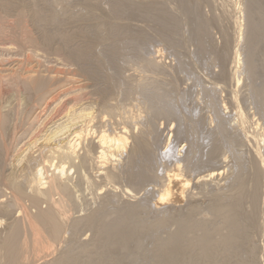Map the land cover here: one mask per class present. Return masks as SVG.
<instances>
[{
    "label": "rangeland",
    "instance_id": "rangeland-1",
    "mask_svg": "<svg viewBox=\"0 0 264 264\" xmlns=\"http://www.w3.org/2000/svg\"><path fill=\"white\" fill-rule=\"evenodd\" d=\"M129 1L134 2V3H131V6H130L131 9H129V12L131 10L133 11V12L131 11V13H130L131 15L129 13H127L128 9L125 10V12H123L122 10L120 11V9L117 10L118 7L121 6L120 3L124 4L125 2L128 3ZM150 1H153L152 4H154V5L156 4L158 8L161 7L160 9H158L160 12L158 10L154 11V10H151L148 8L147 4L151 3ZM156 1L158 2V4L156 3ZM184 1L186 2L187 6L189 5L188 7H185L186 5L184 4L185 3ZM184 1H182V0H146V1L145 0H44V1H42L44 3H42V2L41 3H42V5L44 4V6L43 7L41 6V9H43L44 14L49 15L48 17L53 16V18L55 19L54 20L55 23L57 22V24H58V22H59V25L63 26V29H64V25H65V30H63L59 25L54 26L55 23H53L54 25H52L51 28L54 29V32L58 31L57 27H59L63 30V31H61V29H60V31H58L59 33L61 32V33H65V34L66 33L70 34L73 32L72 38H71L73 41L71 42L70 46L72 47L74 45L77 48L80 46L78 49H76L77 51H79L81 49L79 52H81L82 49H84V48L85 49L88 48L89 50H90V47L92 48V51H91L93 53L92 56H91V53L88 49H87L88 51L85 49H84V51H82V53L84 52L88 56L85 54L86 56L84 58H86V60L83 59V61H81L79 63L77 61H71L69 58H67L68 55H67V57H66V55H63L66 52H63L60 50L61 47L59 44L60 43L59 39L55 40V42L52 41V43L50 44L51 46H48L49 48H47V49H46V47L41 48V46H37L36 44L34 46V44H30L29 41L27 42L24 40V39H26L25 36L30 35V36H32V38L35 36L33 39L34 40L36 39V42L38 41V44H39V42L40 43L43 42V40H41V39H44V37L41 36V35H44V33L41 31L43 29V26L40 24L38 27V25H37L38 23L35 21L34 16H33L34 12L36 10V9L34 10L35 6H37V9L41 10L40 8H38V7H40L39 5H41L40 0H0V73H1L0 74V95L2 94V96H0L2 99V100L0 99L1 100V102H0L1 108L0 109H2V111L0 110V112H1V115L3 116V118L5 116L4 119H6L5 120L6 124L4 123V119H1V122L4 123V124L2 123V125L3 126L5 125L4 127L2 126L1 129H2V131L4 129L5 130L3 132L1 131L2 134H0V139L4 141V139L7 140L8 138L10 139L12 137V141H9V139H8V145H7V141L2 142L0 140V178H2V180H3V181L0 180V182L2 181L0 183V201L1 200L3 201L5 199L3 201V203L9 204L8 202L12 200V199H10V198H12V195H10L11 190L8 187V185L5 184L3 178H6L10 175H14V174L20 172L22 167L26 166L25 164L30 160V158L32 156H35L34 153L38 154L37 151H38L39 147H40V149H42L43 146L46 144H49V146H54V145H56V143L58 144L61 142L62 136H63L62 140H65L68 137H72V136H70V134H72L75 131H78L80 129H82V130L84 129V133L88 132L87 134H91L92 131L93 132L95 131L94 134H97V132H104V131H106L109 134H115V133H117V131L119 133V131L123 130L122 128H124V129L128 128V127H125V125H129L127 122H125L127 117L131 119V122H133L134 121L133 119H136V118L138 119L141 116H142V118L146 119V117L148 115L149 118L151 117L149 120L152 121V118L154 120L156 119L155 121L153 120L155 128H157V130L162 133V137L160 138V136H159V138H160L159 141H161V142H160L158 147H160L162 150L160 152V148H159V154L163 153L168 148H170L169 150H172L173 152L177 151V149L179 147L178 145L184 144L183 141L185 139H182V138L180 139V141L178 142L177 145L174 144L173 139L170 141L171 137H169L168 141L166 140L167 139L166 136L169 133L168 130L170 129V127L171 128L173 127L172 129H175L174 127H176V129H177L178 127L181 126L180 129L182 130V132L187 129L186 130L187 132L185 131L186 134L188 133V131H199V133L201 132L200 134L197 132L195 135L196 136L195 139L198 140V142H197V140H195L196 145H194L195 143L192 141L194 152L196 153V154H194V156H197L195 159L197 160V162H199L198 159H199V156L201 154L200 152L204 151V149L207 147V145H205V141L207 142V140L211 137V136H208V135H210L211 131L213 133H215L213 130L217 131L215 133V136L213 134V136L215 138H217L220 134L219 140H221L222 143H225V141L226 142L229 141L228 140L229 134H224L221 130H219V128H218L219 126L216 125L217 121H215V118H216V115L214 114L215 110L216 111L218 110L219 113H221V112L223 113V111H224L225 115L229 114L227 116L228 121L225 119V115L223 116L224 120L222 119L226 129L228 130L229 127L233 128V126H236L235 122L238 121L236 119L239 117L237 112H238V109L239 108L241 109V107H242L243 110L242 109L241 110L244 112V114L246 113V115H248L249 123L251 122L253 124L252 125L250 123V126L251 127L253 126L254 129L247 126L248 124L246 125L245 129L247 130L246 132L248 134L244 133L243 138L246 137V138H244L246 143L243 141L244 142V143L242 142L243 146H241V144L240 145L233 144L235 146L232 145L231 147L230 146L227 147L228 146L227 144H222L225 148L222 149L221 154L226 155V153H227V156L224 157L222 155L221 159H223V157H224V160H225V158L228 159L229 161L228 162L226 161L227 164L233 162L234 159H235V161L238 160V162H235V161L233 162L235 165L233 163H231L232 165L231 164L227 165L225 163L223 166H221V168L224 167L223 171H222V172H224L223 176L225 174H226L225 176H227L228 175L227 173L233 171L232 173H229V175H228L229 180H227V177H224V178H226L225 179L226 182L221 181L220 182L221 184L218 182L220 185L216 182L213 183V181H210L211 183L209 182L207 185L208 188L206 186H204V188H206V189L201 190L198 188H194V192L196 194L195 200H197V201L199 200V204H201L202 202L204 203V204L202 203L203 205L201 204L203 206L201 209L202 214L197 215V218L205 219L208 222L214 220L215 223H212L211 226L217 225L216 224L217 219L216 220L214 219L215 216H213V214H212L213 213L212 212V206L210 204V203H212L211 202L212 200L214 201L213 197H215V195L217 193H218V195L220 193H221L220 195H222V193L223 194L226 193L227 190L229 191V189H226V188H229L230 184L232 183L231 175L233 173L236 175L235 172L240 168V167L236 168V166H239L240 164H243V166H245V169H242V173H243V175L245 174L244 176H247V177H245V179L248 178L247 179L248 184L252 183V177H254V175H255V173H254L255 171H254L253 166H252V162H253V158H251L252 152L255 149V147L256 148L258 147L257 142L264 139V119L262 118V117H264V105H263L264 104V96H263L264 91L258 92V89H257V86H259V85H260L259 87H262V80H259L261 77L259 78L258 75L256 77L253 76L251 73L246 71L245 68L241 69V70L237 69L238 70L237 76L241 77L240 75H242V73H243V75L241 77L240 84L238 86L236 83V79L234 77V75H236V72L234 71L235 69L233 71L231 70L232 69V63L234 62V58H235V51L237 49L236 43L234 42L235 40H233V39H235V34H232V33H235V31H234L235 27H233V25H232V22H233L232 16L234 14L239 16L241 13V16H239V17H241L240 20L245 23V25H243L244 26L243 28L245 29V31L242 33L245 34L247 32L246 28L248 25L247 23H248V19H249L250 10L252 12V8L250 9V7H253V9H254L253 12L260 14V16L262 17V16H264V10H263L264 9V1L263 0H260V1L258 0L259 2L257 0H234V1L233 0H226V1L225 0H210V1L209 0H184ZM229 2H230V4H229ZM252 2H254V4H252ZM181 3H183L184 5ZM133 4H135L136 7L135 6L133 7L132 6ZM234 4H236V5H234ZM143 5H146L147 7L143 6ZM220 5L221 6L223 5V6L220 7ZM261 6H263V7H261ZM141 7H143L144 9L142 8L140 10ZM145 7L147 8V10L149 9V11H147ZM189 7H191L193 10ZM224 7H225L226 11H225ZM236 7H239V8L237 9ZM186 8L187 9L189 8L190 10L189 9L187 10ZM256 8H258V9L260 8V9L258 10ZM134 9H135V11H134ZM218 9H219V11H218ZM196 10L199 13H196ZM31 11H33V12H31ZM235 11H237V12L234 13ZM41 12H42V10H41ZM153 12H155V18L153 17L154 16ZM191 12H192V15H191ZM31 13L33 14L32 16H31ZM121 13H122V15H121ZM132 13H134V14H132ZM228 14H229V16H228ZM22 15L24 17L20 18V16H22ZM194 15H197L198 19ZM17 16H19V17H17ZM202 16H203V20H202ZM221 16H222V19H221ZM16 17L19 19H16ZM106 17L109 20H105V19H107ZM74 18H77V19L75 20ZM82 18H84V19H82ZM194 18H196V20ZM20 19H21V21L22 20L23 21L21 22L22 24L19 25V27L17 28L15 25L17 24V26H18V20H20ZM199 19L202 20V22L200 21L202 24L199 22ZM216 19H219L218 22ZM62 20H63V22L61 23ZM67 20H69V21L72 20V21L69 22ZM102 20L104 21V23ZM220 20L223 22L221 23ZM77 22H78V24H77ZM100 22H102V23L100 24ZM107 22H109L108 25L106 24ZM123 22H125V23L123 24ZM198 23L201 25V27H200V25L198 27H196L198 25ZM218 23L221 25H219ZM194 26L197 29L193 28ZM221 26H223V27H221ZM123 27H124V29H123ZM204 27H205V29H203ZM40 28H41V30H40ZM23 29H24V31H23ZM194 29L197 30V31H195L197 34H198V32L200 33V35L198 36L199 38L197 37V35H195L196 33L193 32ZM200 29H201V31L204 30L203 33H201ZM226 30H227V33H229L228 34L229 37L233 41V42L231 41V48H230L231 50L230 49L227 50L226 45H225L226 42H223L224 36L222 34H224V32H226ZM64 31H66V32H64ZM86 31H87L88 35H86ZM74 33L78 34V37H77V35H75L76 39L74 37ZM79 33H81V34H79ZM82 33L83 34L85 33V34L83 35ZM203 34H205V35H203ZM85 36H87L88 38ZM202 36L204 37V39ZM201 37H202V40H201ZM232 37H234V38H232ZM241 37L242 36H240V38ZM243 37H247V35L245 34V36H243ZM12 38H13V40H12ZM16 38H17V41H16ZM38 38H40V40ZM85 38H87V39H85ZM93 41H95V45H93L94 44ZM243 41H246V42H245V44H243L244 43L243 42L242 43L243 45L241 44L243 46V51L241 52L240 55L242 56L241 62L244 63L246 61V59L248 58V52H249V46L250 45H249L247 39L245 40V38H244ZM21 42L23 45L27 42L26 43L27 46H26V44L23 46L21 44ZM57 42H59V43H57ZM58 44H59V46H58ZM80 44L83 46L81 47ZM203 44H204V46H202ZM21 45H22V47H19ZM30 45H33V47ZM233 45H234V47H233ZM223 48H224V50H223ZM204 49H206V50H204ZM222 52H223V56L221 54ZM30 53H32V54L30 55ZM88 53H90V54H88ZM224 53H225V55H224ZM261 53H262L261 57L264 58V54H263L264 52H261ZM95 54H96V56H95ZM93 55H94V57H93ZM155 57H156L157 61L154 59ZM223 57H225V58H223ZM98 58H100V59H98ZM152 58L156 62L154 60H152V61L158 65L160 64V62H161V64L163 63L164 68L167 70V72L165 70L164 74L161 75V77L164 76L163 77L164 80L162 81V83H161V80L163 78H160V76H159L160 73L158 75V73H157L158 71H156L155 72L156 74H155L154 71L151 72V70H150L151 69L150 68L151 63H153L151 61ZM262 58H261V60H262L261 63L263 64L264 60ZM99 61H100V63H99ZM147 61H148V63H147ZM103 62H104V64H103ZM22 64H23V67H22ZM32 64H33V66H31ZM243 66L245 67V64ZM26 67L27 68L30 67L29 68L30 70H28ZM85 67H86V69H85ZM263 67H264V65H263ZM263 67L261 68L262 70L264 69ZM22 68H23V70H22ZM223 69H224V71L226 70V74H227L226 80H224L222 78H221L222 80L220 79V77L222 75L220 76L219 73L222 74ZM27 70L29 71L28 74L32 73L31 75H35V73H37L36 76H38V77L42 76L41 77L42 79L46 78L48 80L49 79L51 80V76H53V77L55 75L58 77L60 76L59 77L60 79H58L57 77H54L55 78L54 82H52L53 81V79H52L51 80L52 83H50V84H53L55 82H59L58 85L56 84L57 86L55 85L56 89L57 88L66 89L67 87L72 88V89L74 88L72 90L73 92L71 91L72 93L70 92V94H69V92L68 93L62 92L55 99L56 101L54 100V101L50 102L51 104L48 103L46 105V108H45V106H43L41 108L42 110H36V109L34 110V108L36 107V106L34 107V105H36L35 98L32 97L31 95H28V94L25 96L24 95L25 92H23V91H20V93H19V89H16L18 91L14 90V87L11 85L12 81H13V80H11V78L13 77V75L14 76L16 74L27 75ZM17 71H18V73H17ZM243 71H245L246 73ZM82 72H83V74H82ZM84 73H88V74H84ZM92 73L94 74V76H91ZM38 74L39 75L41 74V75L39 76ZM218 74H219V76H218ZM156 75L158 77H156ZM44 76H46V77H44ZM62 76H63V78H61ZM69 77L70 78L72 77L71 79H74V77H75V78H77V80L78 79L79 80H78V82H76L77 80L74 79L76 82L75 83L73 80L71 81V79H69ZM4 79H5V81H4ZM63 81H65V82H63ZM67 81H69V82L71 81L69 83V85L66 83ZM72 82H74V83H72ZM79 82H82L81 84H84V86H86L87 88H85L84 86L81 85L82 88L84 87L82 89L79 86L80 85ZM145 82H146V85H145ZM62 83L66 84V85H63ZM60 84H62L61 85L62 87H58ZM71 84H73L72 86H74V87H69V86H71ZM88 84H89V86H88ZM76 86L79 88H77ZM142 86H144V87H142ZM10 87H12L13 90ZM238 87L240 88L241 92H240ZM75 88H77V89H75ZM9 89H11V90H9ZM84 89H86V90H84ZM105 90H106L107 94H106ZM14 91L17 92V94H19V95L22 93L21 95L25 96L26 100L23 96H19L15 93H14L15 94L14 95L13 94ZM92 91H93V94H92ZM7 92L9 94H7ZM63 93H65V94H63ZM104 93H105L104 97H106L105 101H108V103H106L104 100H102ZM232 93H233V95H232ZM85 95L88 96V98ZM9 96H11V97H9ZM16 96L19 97L18 101H17L18 97L16 98ZM29 96L32 97V99H31L32 101L30 100ZM64 96L66 98H65V101L63 102ZM21 97H23V99ZM80 97H81V99H80ZM11 98H13V102H12ZM76 98L79 99V101L77 99L78 103H77V101L76 102L74 101V100H76ZM67 99H68V101H67ZM90 99H91V101H90ZM212 99H214L217 104H215V102ZM233 99H234V101H233ZM6 100H7V102H6ZM27 100L31 103L30 107H29L30 103ZM140 100H142V101L140 102ZM237 100H239V101H237ZM19 101H22V102L20 103ZM33 101L35 102V104L33 103ZM209 101L211 102V104H209L210 103ZM15 102L19 105L14 104ZM24 102H25L26 106L23 104ZM66 102L72 103V105L70 104L71 107H70V105L68 106L69 103L67 104ZM97 102H98V104H97ZM104 102L107 105L104 104ZM236 102H238V103H236ZM73 103H74V106H73ZM152 103H154V104H152ZM156 103H160V104H156ZM219 103H220V105H219ZM224 103H226V104H224ZM12 104H13V106H12ZM108 104H110V106L113 105L116 107H113V108L110 107L109 108ZM213 104H215V105H213ZM261 104H262V106H261ZM20 105L23 106V108L19 107ZM103 105H105V107ZM156 105H157V108H156ZM209 105L211 107H208ZM16 106H18V107L16 108ZM100 106H101V108H100ZM146 106L148 107V109ZM149 106L151 107V109L152 108L153 109L151 110ZM222 106H223L224 110L221 109ZM224 106H227V107H225L226 109L224 108ZM4 107H6V108H4ZM162 107L168 108V110L164 109L165 110V112H164ZM211 108L214 110L212 111ZM3 109H5V110H3ZM11 109L15 113H17V111H18V114L16 115L14 113L16 116L11 114L13 112ZM17 109H19V110H17ZM21 109H23V111ZM26 109H27V111L32 109L33 113L32 112L26 113V111H25ZM90 109H92V110H90ZM112 109H114L116 112L114 110L112 112L111 111ZM154 109L158 110V115H157L156 110H154ZM102 110L103 111L108 110V112H103ZM147 110L149 112L154 111V114L151 113L152 114V116H151V114L149 112H147ZM159 110H160V112L163 111L164 115H162V112L160 114ZM3 111H4L5 115L3 114ZM83 111L84 112L86 111L87 113L86 112L84 113ZM109 111H110V113H109ZM167 111H169V112H167ZM173 111H174V113H173ZM21 112H24V113H21ZM39 112H41V113L39 114V116H37L38 117L37 120H35V122L36 121L37 122L33 123L30 127L29 126L30 122H33L31 119H34V117H36V115ZM78 112H80L79 115H78ZM114 112H115V114H112ZM20 113L23 115L26 113L24 115L25 117L23 115H21ZM28 113L29 114L32 113V115L30 114V116L32 118L29 117ZM129 113H131V114H129ZM167 113L168 114L171 113V115L168 116ZM95 114L96 115L98 114L99 116L97 115L95 117ZM111 114L114 116V118ZM145 114H146V116H145ZM155 114H156V116H155ZM236 114L238 115V117ZM69 115H70V117H69ZM80 115L82 118L81 117L79 118ZM131 116H132V118H131ZM260 116H262L261 119L259 118ZM15 117H17V119ZM20 117H22L23 119H26V120H23L22 118L20 119ZM123 117H126L125 120ZM134 117H136V118H134ZM148 117H147V119H148ZM191 117H192V119H191ZM120 118L121 119L123 118V119L121 120ZM194 119L196 120V122ZM197 119H199V120L197 121ZM211 119L213 121H215L214 122L215 124H213ZM232 119H233V121H232ZM8 120H9V122H8ZM46 120L49 121V123ZM73 120H74V122H72ZM208 120L210 121V123ZM69 121H71L72 123H70ZM180 121H181V123H180ZM203 121H205V122H203ZM231 121H232V123H231ZM118 122H120V123L118 124ZM197 122L202 123V125H203V123L204 124L207 123L206 127L205 126L196 127L197 125H195V124H197ZM258 122L260 123V126L258 124H256ZM98 123H101V124H98ZM187 123H189V124L195 123V124L193 126H192V124L188 125L190 128V130H189L187 128L188 127ZM228 123H229V126H228ZM237 124H239V123L237 122ZM55 125L57 128L55 127ZM131 125L133 127L134 124L132 123ZM256 125H257V127H256ZM60 126L62 128H60ZM82 126H84V127H82ZM96 126L98 129L96 128ZM190 126H192V127H190ZM29 127H30V129H29ZM47 127H48V129H47ZM236 127H234V129H237V128L239 129V125L237 128ZM58 128H59V130H58ZM93 128H94V130H93ZM51 130H53V132L58 131L59 136H61V137H58L57 139H53V141L43 143V139H46V136H47L46 134H49L51 132ZM64 130H66V131H64ZM253 130H255V133ZM256 130H257V132H256ZM238 131H240V129ZM62 132H64V133H62ZM5 133H7L6 136H5ZM11 133H13L12 134L13 136H11ZM249 134H251L253 137L251 135H250L251 136L250 137ZM64 135H65V137H64ZM254 135H256V137L259 139V141H258V139H257V142L253 141L254 139H252V138H255ZM7 136H11V137H7ZM90 136H92V135H90ZM206 136L208 137V139L206 138ZM5 137H7V138H5ZM222 140H224V142ZM162 141H164V143ZM247 141L248 142L251 141V142L248 143ZM30 142H32V144ZM52 142L54 144H52ZM169 142H170V144H169ZM165 143H167L168 146L169 145L170 146L169 147L165 146ZM190 143H191V141H190ZM198 144H199V146L197 147ZM203 144L206 147L203 146L204 148H202L201 146ZM260 144L263 145V143H260ZM4 146H5V149L7 146V149H6L7 155H6V150L4 149ZM27 146H29V147H27ZM174 146H176V147H174ZM226 147H227V149H226ZM1 148H2V150H1ZM9 148H10V151H9ZM36 149H37V151H36ZM197 149L200 151H197ZM239 149H241L242 151L239 152ZM32 150L35 152H33ZM205 150L207 151L208 148ZM223 151L226 153L224 154ZM234 151H235V154L233 155ZM263 152H264V149H263ZM16 153H18L19 156ZM230 153H231V155H230ZM238 153H239V155H238ZM26 154H27V156L25 157ZM175 154H176V152H175ZM235 155L238 156L240 160ZM6 156H8V157H6ZM232 156L234 157L233 160H232ZM230 157H231V160L229 159ZM241 158H242V160H241ZM20 159L22 161H20ZM170 159L171 158H166L164 160L166 165L172 163V161ZM77 161H78V159H76V162ZM19 162H20V165L18 164ZM158 162H160V160ZM162 163L163 162L161 161V164L159 163L156 166V168H158V166H160V165L162 166ZM238 163H240V164L238 165ZM16 165L17 166L19 165V166L17 167ZM67 166H69V165H67ZM231 166H232V169L230 168ZM12 168L13 169L16 168V169L13 170ZM53 168L51 166L49 167V175H51L50 172L52 170H54ZM234 168L236 169L235 172H234ZM73 169L70 173L71 176L69 177L70 181H71L70 184L72 183L71 184L72 188L75 187V189H77L76 192H78V191L79 192H78L77 196H75L74 199L70 200L68 205H67L68 206L67 208H69L71 211L68 209L69 215H68V221L67 222H69V223H68V226H66L65 230L62 233V236H61L62 238L55 241L52 238L46 236V238L48 240H50L52 243H54L55 245L32 247V244H30L29 248L26 247V249L28 251L26 250L25 253H24L25 249H24V251L21 252L20 248H17V251L15 252L16 254H15V256H13V258L9 257V255L7 254L5 249H3V247L0 245V264H52V263L57 262V260H60L61 256H64V254L67 257V261H65L66 264H164V257L161 254V251L159 249H157L156 242L158 240H166L168 238V236L170 235V233L176 231L177 227L170 224V225H167L166 227L158 228L154 232V234H155L154 236H150L149 231L146 232V230L143 229L145 224L146 225L148 224L147 226H151V223L153 221L152 218L155 216V215L153 216L152 212L146 211L148 209H145V208H146V206H148L150 198L152 199L154 197L152 195L153 194L155 195L156 191H159L158 190L159 187L156 186L154 184V182H151V181L147 182L146 181L143 184H141L138 189H136L137 187H135V188L131 187V185L128 184L129 183L128 181H127L128 183L125 182L126 178H124L122 173L120 174L121 176H119V179L116 180L117 183L119 182L118 184H116V186L114 183L108 184L107 182H105L102 179L104 177H102L101 175L100 176L97 175L98 173L95 172L96 170L92 171V165L90 167L86 168L87 172L85 171V173H86V175L88 174L87 175V177L89 176L88 178H90V176H92V174H95V173L97 176L93 175L91 177L90 180L93 181V184L91 183L88 186L87 180L84 178L81 179V177H82L81 174L77 175L80 171L78 172V169H77L76 172H78V173H75L74 172L75 169L74 170ZM226 170H228V171L226 172ZM202 171L203 170L199 171L201 173H199V172L194 173L195 174L194 178L200 177V176H207L208 173L205 174L206 172H204L205 175L204 174L198 175V176L196 175V174H202L203 173ZM80 173H82V172H80ZM76 176L78 177L77 179H76ZM95 176L97 179L95 178ZM232 176L235 177L234 175H232ZM98 177H100V178L98 179ZM121 178L125 180L124 183H123V180H120ZM230 178H231V180H230ZM83 179H84V181L87 182L85 185H84ZM120 181L123 184L120 183ZM80 182L82 185L79 184ZM215 183L218 184V187H216ZM222 183H224V184L222 185ZM95 184H97V185H95ZM263 184H264V182H263ZM73 185H74V187H73ZM90 185H91V187H90ZM93 185H94V187H93ZM123 186H124V188H123ZM86 187L88 189H86ZM117 187H121V188H117ZM129 187H130V189H129ZM153 187H155V188L153 189ZM222 187L224 188V191H220L221 189L223 190ZM215 188H217V189L219 188V189L217 190ZM125 189L126 190L129 189L130 191H133V189H134V191L132 194H129V195H131V196H129L128 193L125 192ZM155 189H157V190L155 191ZM199 191H200V193H199ZM218 191H220V193ZM263 191L264 190H262L261 198L264 197ZM104 193H106L107 195ZM99 194H101V195H99ZM202 195H203V197H202ZM58 197L59 196H57V195L54 196V198L56 200L59 199ZM105 197H107V198H105ZM108 197H110L111 200L114 198L115 201L109 200ZM25 198L26 197L21 199V203L24 202V203H22L23 206H21L22 204L20 203L18 208H17V206L15 207V205L13 204L12 206H9V208H8L10 210L12 209V211H11L12 213H9V212L4 213L5 215H3V217H2V215H0V219H1L0 221L3 222V223H1V228H0L1 242L5 241V238L8 235V227L9 226L13 225L14 223H18L21 226H23L24 224L27 225V223L24 221V218H25L24 211L25 210L30 212L31 215H35V213H37L39 211V209L42 211L48 210L47 202L42 201L38 204L37 207H35L32 205V203L30 202L29 199H25ZM133 198H135V199H133ZM200 200H201V203H200ZM70 202H71V205H70ZM185 203L188 204V206ZM193 203H194V201H193ZM127 204L134 205L135 207H137L136 210L139 212V213L137 211L135 212L134 215L136 216V218L133 217L134 218L133 220H138L139 222L142 221L143 223L142 222L141 223L144 224V225L140 224V226L142 225L143 227L138 228L137 232H139V233L136 232L138 237H139V235L142 236L141 239L139 237L140 240L139 239L136 240V242L138 240H139V242L137 244H135L134 242H130L129 246L127 248V251H121V250H119L113 246L114 248L110 247V249L103 254L99 253L98 252L99 250L97 248L96 251L95 250L93 251L92 255H89V257H88V255H85V252L83 251V249L87 248L90 244H91V246L88 247L89 250L93 249V247L95 248V245L99 246L98 245L99 242H97L99 237H100V236H98L99 231L97 229V231H98L97 232L95 229L98 225L100 226V224L102 223L101 218L106 222H113V220H115L117 217V214H116L117 211L116 210H119V212H121V210ZM189 204L191 205L192 202L191 203L190 202L189 203L184 202V205H186L187 207L190 206ZM31 205H32V207H30ZM207 205H209V207H207ZM262 209H263L262 213L264 216V207ZM207 210H209V211L211 210L209 214H208L209 211H207ZM99 211H102L104 214H102ZM147 212H150L152 214L151 215L149 213L152 216L151 218H149L150 215ZM21 213H23V214H21ZM143 213H144V216H143ZM146 213L148 214V216L146 215ZM96 214H98L100 219L99 218L97 219L98 225L95 226L94 221H97V220L92 219V218ZM139 214H140V216H142L141 220H140ZM143 217H144V221H143ZM149 219L150 220L152 219V220L150 221ZM91 221H92L93 225H90V224H92V223H90ZM12 222H14V223H12ZM75 224H77V225L74 226ZM258 224L259 225H257L254 228V230H251L252 232H250V233L252 235L250 236V239L252 241L254 240L253 243L256 246V249H258L257 255L259 258L258 257L256 258L257 263L264 264V217L261 220H259ZM26 225H24L23 228L21 227L20 236L22 239L27 238V240H29V243H30V241H32L33 238L31 239L32 234L30 231H28L29 229H28V227H26ZM89 225L92 226L93 228L90 227ZM72 226H73V228H72ZM74 227H76V228H74ZM142 231H143V233H142ZM145 235L147 237L148 236L149 237L146 238ZM193 235L194 234H190L189 237L194 239ZM28 236H30L29 237L30 239L28 238ZM92 242L95 244L93 247H92V245H93ZM96 243H98V244H96ZM83 245H84V247H83ZM90 247H92V248H90ZM129 248H130V250L132 249L131 253L128 252V251H130V250H128ZM186 248H187L186 250H187L188 254H190V256H192V257H190V259L191 258H192V260H193V258L196 259V257H197L196 255H197V253H199L198 248H195V247H186ZM212 248L216 251V250H218L217 248H219V247L214 248V246H213ZM212 248L210 249V252L212 251V253H215L217 255V252H215ZM219 250H220V248H219ZM220 252H221V250H220ZM220 252H219V254H220ZM23 254H24V257H23ZM37 254H38V256H37ZM219 254H218V257L220 256ZM100 255H101V257L103 256V258H100L99 257ZM27 257H30V258H27ZM218 257L216 256L217 259H218ZM238 257L239 256H236L233 259V261L236 259L234 261V264H244L243 263L244 257L240 256L239 258H241V259H239ZM217 261L224 263V262H222V259H218Z\"/></svg>",
    "mask_w": 264,
    "mask_h": 264
},
{
    "label": "bare ground",
    "instance_id": "bare-ground-1",
    "mask_svg": "<svg viewBox=\"0 0 264 264\" xmlns=\"http://www.w3.org/2000/svg\"><path fill=\"white\" fill-rule=\"evenodd\" d=\"M44 1V0H40V3ZM146 1V0H145ZM184 1V0H182ZM210 1V0H209ZM226 1V0H225ZM234 1V0H233ZM258 1V0H257ZM260 1V0H259ZM258 1V2H259ZM264 1V0H263ZM262 1V2H263ZM151 3L147 4L148 5V8L151 9V10H158L160 8L157 7V5L155 4H152L153 1H150ZM185 2V1H184ZM212 2V1H211ZM210 2V3H211ZM231 2V1H230ZM229 2V4H230ZM256 2V1H255ZM44 3V2H42ZM39 5L41 9V6L43 7L44 4L42 5ZM131 3H134L133 1H129L128 3L125 2L124 4H121L120 3V7H118L117 10L120 9V11L122 10L123 12H125V10L128 9V12L127 13H131V11L129 12V9L130 6H131ZM156 3L158 4V2L156 1ZM209 3V4H210ZM215 3V2H214ZM242 3V2H241ZM119 4V3H118ZM144 4V3H143ZM161 4V3H160ZM183 4V3H181ZM186 5V2L184 3ZM183 4V5H184ZM219 4V3H218ZM252 4H254V2H252ZM259 4V3H258ZM257 4V5H258ZM137 5V4H136ZM217 5V4H216ZM236 5V4H234ZM251 5V4H250ZM261 5V4H260ZM133 7L135 6V4L132 5ZM143 6H146V5H143ZM189 6V5H188ZM187 5L185 7H188ZM218 6V5H217ZM223 6V5H222ZM220 5V7H222ZM238 6V5H237ZM259 6V5H258ZM116 7V8H117ZM132 7V8H133ZM136 7V6H135ZM147 7V6H146ZM145 7V8H146ZM196 7V6H195ZM230 7V6H229ZM240 7V6H239ZM239 7H236L237 9ZM257 7V6H256ZM263 7V6H261ZM94 8V7H93ZM143 7L140 8V10L142 9ZM157 8V9H156ZM191 8V7H189ZM188 8V9H189ZM194 8V7H193ZM197 8V7H196ZM252 8V12L250 10V14H249V19H248V25H247V32L245 33L247 35V37H243L245 36L244 32L245 29L243 28L245 25V23L243 21H241V11L239 12L240 15L237 16L236 14H234L232 16L233 18V22H232V25L233 27H235V33H232V34H235V40L234 42L236 43V51H235V58H234V62L232 63V71L234 70L236 72V75H234L235 79H236V83L237 85L239 86L240 84V81H241V77L243 75H240L241 77L237 76V73H238V70H241V69H244L246 71H248L249 73H251L253 76H259V80H262V87H259L257 86V89H258V92H263L264 91V69L262 70L261 68L263 67L264 65V62L263 64L261 63V55L262 53L261 52H264V16H260V14H257L256 12H253V7H250V9ZM36 9V10H35ZM136 9V8H135ZM134 9V11H135ZM144 9V8H143ZM149 9L146 10L149 11ZM187 9V8H186ZM187 9V10H188ZM192 9V8H191ZM225 9V7H224ZM229 9V8H228ZM236 9V10H237ZM258 9V8H256ZM260 9V8H259ZM258 9V10H259ZM35 12H34V15L31 13V16L33 15L34 16V19L35 21L38 23H36L39 27V25L41 24L43 26V29L40 30L44 33V35H41L42 37H44V39H41L43 40L42 43L39 42L38 44V41L36 42V39L34 40L32 36L30 35H27L25 36L26 39H24L25 41H29L30 44H35L37 46H41L42 47H46L49 48L48 46H51L50 44L52 43V41L55 42V40L59 39V43L60 44V47H61V51L63 52H66L64 53L63 55H68L67 58H69L71 61H77V62H81L83 61V59L86 60V58H84L87 54L86 53H82V51H84V49H82L81 52L77 51L76 49H78L76 46H70L71 42L73 41L71 38H72V33L70 34H65V33H59L58 31H60V29L62 28L63 29V26L59 25V22L57 24V22L55 23V19L53 18V16L51 17H48L49 15H45L44 12H43V9L42 12L41 10L37 9V6H35L34 8ZM33 10V11H34ZM186 10V11H187ZM190 10V9H189ZM193 10V9H192ZM240 10V9H239ZM238 10V11H239ZM264 10V9H263ZM31 11V12H33ZM159 11V10H158ZM219 11V9H218ZM226 11V9H225ZM232 11V10H231ZM262 11V10H261ZM133 12V11H132ZM145 12V11H144ZM160 12V11H159ZM188 12V11H187ZM190 12V11H189ZM237 11H235L234 13H236ZM263 12V11H262ZM120 13V12H119ZM150 13V12H149ZM148 13V14H149ZM154 13V18H155V12ZM196 13H199L197 12L196 10ZM195 13V14H196ZM117 14V13H116ZM126 14V13H125ZM134 14V13H132ZM160 14V13H159ZM224 14V13H223ZM226 14V13H225ZM231 14V13H230ZM105 15V14H104ZM122 15V13H121ZM120 15V16H121ZM131 15V14H130ZM164 15V14H163ZM191 15H192V12H191ZM200 15V14H199ZM216 15V14H215ZM263 15V14H262ZM103 16V15H102ZM101 16V17H102ZM118 16V15H117ZM197 19V15H194ZM223 16V15H222ZM222 16H221V19H222ZM229 16V14H228ZM19 17V16H17ZM16 19H19L17 18ZM24 17L23 15L20 16V18ZM119 17V16H118ZM127 17V16H126ZM158 17V16H157ZM224 17V16H223ZM81 18V17H80ZM107 18V17H106ZM121 18V17H120ZM167 18V17H166ZM196 18H194L196 20ZM201 18V17H200ZM228 18V17H227ZM230 18V17H229ZM244 18V17H243ZM246 18V17H245ZM71 19V18H70ZM75 20L77 18H74ZM84 19V18H82ZM123 19V18H122ZM160 19V18H159ZM193 19V20H194ZM205 19V18H204ZM105 20H109L108 18L105 19ZM121 20V19H120ZM126 20V19H125ZM202 20H203V16H202ZM202 20L199 19V22ZM215 20V19H214ZM217 22L219 19H216ZM17 21V20H16ZM23 21V20H22ZM21 19L18 20V26H17V22L15 23L16 27L18 28L19 25H21L22 22ZM69 21V20H67ZM72 21V20H70ZM69 21V22H70ZM81 21V20H80ZM91 21V20H90ZM100 21V20H99ZM103 21V20H102ZM122 21V20H121ZM159 21V20H158ZM208 21V20H207ZM221 21V20H220ZM245 21V20H244ZM63 22V20L61 21V23ZM200 22V23H201ZM223 21H221L222 23ZM226 22V21H225ZM228 22V21H227ZM55 23V25L53 24ZM60 23V24H61ZM73 23V22H72ZM102 22H100L101 24ZM104 23V21H103ZM125 22H123L124 24ZM14 24V23H13ZM65 24V23H64ZM71 24V23H70ZM78 24V22H77ZM107 25L109 24V22L106 23ZM105 24V25H106ZM197 24V23H196ZM202 24V23H201ZM219 24V23H218ZM52 25L54 26H60L61 28L57 27L58 28V31L54 32V29L51 28ZM75 25V24H74ZM73 25V26H74ZM106 25V26H107ZM200 24L198 23V25L196 27H198ZM221 25V24H219ZM69 26V25H68ZM76 26V25H75ZM212 26V25H211ZM22 27V26H21ZM72 27V26H71ZM83 27V26H82ZM195 26L193 28L197 29ZM201 27V25H200ZM199 27V28H200ZM223 27V26H221ZM24 28V27H23ZM55 28V27H54ZM56 28V29H57ZM77 28V27H76ZM81 28V27H80ZM121 28V27H120ZM119 28V29H120ZM126 28V27H125ZM231 28V27H230ZM16 29V28H15ZM65 30V25H64V29ZM70 29V28H69ZM73 29V28H72ZM75 29V28H74ZM124 29V27H123ZM197 31V30H195ZM205 29V27L203 28ZM202 29V30H203ZM121 30V29H120ZM199 30V29H198ZM16 31V30H15ZM21 31V30H20ZM24 31V29H23ZM76 31V30H75ZM82 31V30H81ZM201 31V29H200ZM204 31V30H203ZM203 31H201V33H203ZM209 31V30H208ZM220 31V30H219ZM225 31V30H224ZM41 32V33H42ZM66 32V31H64ZM71 32V31H70ZM80 32V31H79ZM123 32V31H122ZM221 32V31H220ZM25 33V32H24ZM30 33V32H29ZM78 33V32H77ZM196 33V32H195ZM194 33V34H195ZM206 33V32H205ZM23 34V33H22ZM27 34V33H26ZM25 34V35H26ZM81 34V33H79ZM83 34V33H82ZM85 34V33H84ZM83 34V35H84ZM207 34V33H206ZM229 33H227V30L226 32H224V34H222L224 36V41L223 42H226L225 45H226V48L227 50L231 48V38L229 37L228 35ZM24 35V34H23ZM78 37V34H75L74 33V37L76 39V36ZM82 35V36H83ZM86 35L87 34V31H86ZM195 35H197V37L200 35V33L198 32V34L196 33ZM202 35V34H201ZM205 35V34H203ZM208 35V34H207ZM15 36V35H14ZM234 36V35H233ZM240 36H242L240 38ZM12 37V36H11ZM87 37V36H85ZM203 37V36H202ZM202 37H201V40H202ZM83 38V37H82ZM81 38V39H82ZM88 38V37H87ZM85 38V39H87ZM199 38V37H198ZM234 38V37H232ZM245 38V40L247 39L248 43H249V52H248V58L246 59V61L243 63L241 62V58L242 56L240 55L241 52L243 51V44H245L246 41H243ZM3 39V38H2ZM40 40V38H38ZM92 39V38H91ZM204 39V37H203ZM6 40V39H5ZM13 40V38H12ZM96 40V39H95ZM103 40V39H102ZM200 40V41H201ZM16 41H17V38H16ZM21 41V40H20ZM104 41V40H103ZM26 42V43H27ZM89 42V41H88ZM203 42V41H202ZM233 42V41H232ZM244 42V43H243ZM20 43V42H19ZM18 43V44H19ZM25 43V44H26ZM84 43V42H83ZM86 43V42H85ZM93 45H95V41H93ZM243 43V44H242ZM22 44V42H21ZM24 44V45H25ZM58 44V46H59ZM89 44V43H88ZM242 44V45H241ZM23 45V44H22ZM19 46V47H22ZM23 45V46H24ZM81 45V44H80ZM224 45V46H225ZM27 46V44H26ZM33 47V45H30ZM36 46V47H37ZM53 46V45H52ZM83 45H81L82 47ZM204 46V44L202 45ZM206 46V45H205ZM18 47V48H19ZM75 49H74V48ZM234 47V45H233ZM232 47V48H233ZM40 48V47H39ZM54 48V47H53ZM56 48V47H55ZM59 48V47H58ZM211 48V47H210ZM248 48V47H247ZM51 49V48H50ZM88 48H86L85 50H87ZM202 49V48H201ZM209 49V48H208ZM44 50V49H43ZM42 50V51H43ZM49 50V49H48ZM52 50V49H51ZM89 50V49H88ZM87 50V51H88ZM94 50V49H93ZM206 50V49H204ZM224 50V48H223ZM231 50V49H230ZM229 50V51H230ZM21 51V50H20ZM23 51V50H22ZM56 51V50H55ZM54 51V52H55ZM90 53H91V56H92V48L90 47ZM97 51V50H96ZM221 51V50H220ZM60 52V51H59ZM62 52V53H63ZM218 52V51H217ZM240 52V53H239ZM51 53V52H50ZM88 53V54H90ZM226 53V52H225ZM224 53V55H225ZM32 53H30L31 55ZM56 54V53H55ZM86 54V55H85ZM222 56H223V52L221 53ZM220 54V55H221ZM264 54V53H263ZM21 55V54H20ZM88 56V55H87ZM96 56V54H95ZM227 56V55H226ZM94 57V55H93ZM64 58V57H63ZM225 58V57H223ZM89 59V58H88ZM100 59V58H98ZM156 60V57L154 58ZM153 58L151 59L154 60ZM219 59V58H218ZM264 60V58H262ZM25 60V59H24ZM154 60V61H155ZM19 61V60H18ZM37 61V60H36ZM97 61V60H96ZM150 61V60H149ZM157 61V60H156ZM155 61V62H156ZM228 61V60H227ZM69 62V61H68ZM153 62V61H152ZM223 62V61H222ZM25 63V62H24ZM100 63V61H99ZM148 63V61H147ZM76 64V63H75ZM104 64V62H103ZM161 64V62H160ZM158 65L156 63H151V66H150V70L151 72L154 71V73L156 71H158V75L160 73V78H163L161 77V75L164 74L165 72V68L163 66V63L161 65ZM245 64V67L243 66ZM44 65V64H43ZM61 65V64H60ZM83 65V64H82ZM228 65V64H227ZM26 66V65H25ZM24 66V67H25ZM30 66V65H29ZM33 66V64L31 65ZM36 66V65H35ZM103 66V65H102ZM243 66V67H242ZM21 67V66H20ZM19 67V68H20ZM22 67H23V64H22ZM63 67V66H62ZM149 67V66H148ZM166 67V66H165ZM172 67V66H171ZM27 68V67H26ZM30 67H28L27 69H29ZM45 68V67H44ZM264 68V67H263ZM25 69V68H24ZM47 69V68H46ZM86 69V67H85ZM84 69V70H85ZM238 69V70H237ZM20 70V69H19ZM23 70V68H22ZM21 70V71H22ZM26 70V69H25ZM24 70V71H25ZM27 70V75H19V74H16L15 76L13 75V79L11 78L12 81V86L14 87V90L16 89H19V93L20 91H23L25 92L24 95L26 96L27 94L28 95H31L32 97L35 98V102H36V105L35 102L33 101V105H34V110H42L41 108L43 106H45L46 108V105L52 101H54L62 92H70L74 89L72 88H66V89H60V88H55L59 82H55L53 84H50L52 82H54V77H57L58 79H60L58 76H51V80L53 79V81L51 82V80L49 79H42L39 74L40 77L36 76L37 73H35V75H31V74H28V71ZM33 70V69H32ZM38 70V69H37ZM96 70V69H95ZM41 71V70H40ZM47 71V70H46ZM66 71V70H65ZM71 71V70H70ZM90 71V70H89ZM33 72V71H32ZM55 72V71H54ZM81 72V71H80ZM150 72V71H149ZM167 72V70H166ZM169 72V71H168ZM234 72V73H235ZM245 72V71H243ZM247 72V73H248ZM18 73V71H17ZM26 73V72H25ZM58 73V72H57ZM62 73V72H61ZM65 73V72H64ZM89 73V72H88ZM88 73H84V74H88ZM246 73V72H245ZM1 74V73H0ZM46 74V73H45ZM53 74V73H52ZM83 74V72H82ZM156 74V73H155ZM168 74V73H167ZM215 74V73H214ZM220 74V79H224L226 80L227 79V74H226V70L224 71L223 69V72L222 74ZM218 74V76H219ZM50 75V74H49ZM65 75V74H64ZM78 75V74H77ZM154 75V74H153ZM166 75V74H165ZM231 75V74H230ZM68 76V75H67ZM90 76V75H89ZM91 76H94V74L92 73ZM97 76V75H96ZM251 76V75H250ZM46 77V76H44ZM50 77V76H49ZM98 77V76H97ZM151 77V76H150ZM153 77V76H152ZM156 77H158L156 75ZM170 77V76H169ZM213 77V76H212ZM233 77V78H234ZM10 78V77H9ZM63 78V76L61 77ZM72 78V77H71ZM69 77V79H71ZM95 78V77H94ZM148 78V77H147ZM252 78V77H251ZM74 79L77 80V78L74 77ZM74 79H71V81L73 80L75 82ZM106 79V78H105ZM157 79V78H156ZM166 79V78H165ZM168 79V78H167ZM221 79V80H222ZM229 79V78H228ZM232 79V78H231ZM230 79V80H231ZM9 80V79H8ZM79 80V79H78ZM78 80L76 82H78ZM87 80V79H86ZM90 80V79H89ZM144 80V79H143ZM158 80V79H157ZM164 80V78L161 80V83L162 81ZM5 81V79H4ZM70 81V82H71ZM81 81V80H80ZM140 81V80H139ZM229 81V80H228ZM65 82V81H63ZM69 81H67L66 83L69 85L70 83ZM72 82V83H74ZM75 82V83H76ZM142 82V81H141ZM159 82V81H158ZM165 82V81H164ZM220 82V81H219ZM230 82V81H229ZM82 82H79V86L82 88V86H84V84H81ZM85 83V82H84ZM57 84V85H56ZM63 84V83H62ZM60 84L58 87H62ZM87 84V83H86ZM244 84V83H243ZM256 84V83H255ZM10 85V86H11ZM56 85V86H55ZM63 85H66V84H63ZM73 84H71V86L69 87H74L72 86ZM77 85V86H78ZM82 85V86H81ZM145 85H146V82H145ZM236 85V84H235ZM246 85V84H245ZM53 86V87H52ZM76 86V87H77ZM89 86V84H88ZM98 86V85H97ZM104 86V85H103ZM225 86V85H224ZM241 86V85H240ZM256 86V85H255ZM9 87V86H8ZM85 88H87L86 86H84ZM83 87V88H84ZM144 87V86H142ZM141 87V88H142ZM226 87V86H225ZM228 87V86H227ZM246 87V86H245ZM12 89V87H10ZM79 88V87H77ZM75 88V89H77ZM82 88V89H83ZM239 88V87H238ZM9 89V90H11ZM71 89V90H70ZM81 89V90H82ZM229 89V88H228ZM232 89V88H231ZM13 90V89H12ZM80 90V89H79ZM86 90V89H84ZM83 90V91H84ZM100 90V89H99ZM240 90V88H239ZM18 91V90H16ZM78 91V90H77ZM94 91V90H93ZM93 91H92V94H93ZM103 91V90H102ZM138 91V90H137ZM215 91V90H214ZM218 91V90H217ZM216 91V92H217ZM237 91V90H236ZM244 91V90H243ZM54 92V93H53ZM73 92V91H72ZM71 92V93H72ZM76 92V91H75ZM95 92V91H94ZM106 92V90H105ZM241 92V90H240ZM239 92V93H240ZM245 92V91H244ZM243 92V93H244ZM257 92V93H258ZM12 93V92H11ZM17 94V92H13V94ZM87 93V92H86ZM99 93V92H98ZM214 93V92H213ZM234 93V92H233ZM232 93V95H233ZM252 93V92H251ZM264 93V92H263ZM7 94H9L7 92ZM14 94V95H15ZM22 94V93H21ZM19 95V96H23V95ZM65 94V93H63ZM95 94V93H94ZM107 94V92H106ZM144 94V93H143ZM256 94V93H255ZM67 95V94H66ZM73 95V94H72ZM105 93L103 94V98L102 100L105 101L106 97H104ZM252 95V94H251ZM2 96V94L0 95ZM25 96H23L25 98ZM76 96V95H75ZM81 96V95H80ZM86 96V95H85ZM95 96V95H94ZM93 96V97H94ZM139 96V95H138ZM141 96V95H140ZM207 96V95H206ZM235 96V95H234ZM242 96V95H241ZM245 96V95H244ZM264 96V94H263ZM11 97V96H9ZM14 97V96H13ZM18 96H16L17 98ZM23 97H21L23 99ZM28 97V96H27ZM30 97V96H29ZM32 97H30V100L32 99ZM68 97V96H67ZM77 97V96H76ZM88 98V96H86ZM85 97V98H86ZM100 97V96H99ZM255 97V96H254ZM20 98V99H21ZM65 96H64V100L63 102L65 101ZM75 98V97H74ZM79 98V97H78ZM74 100L75 102L77 101V99ZM86 98V99H87ZM101 98V97H100ZM141 98V97H140ZM233 98V97H232ZM1 99V97H0ZM29 99V98H28ZM81 99V97H80ZM94 99V98H93ZM99 99V98H98ZM114 99V98H113ZM143 99V98H142ZM259 99V98H258ZM2 100V99H1ZM0 100V102H1ZM10 100V99H9ZM12 102H13V98H11ZM19 100V97L17 99V101ZM26 100V98H25ZM62 100V99H61ZM72 100V99H71ZM112 100V99H111ZM110 100V101H111ZM137 100V99H136ZM214 102L215 100L212 99ZM16 101V100H15ZM28 101V100H27ZM32 101V100H31ZM56 101V100H55ZM68 101V99H67ZM79 101V99H78ZM77 101V103H78ZM87 101V100H86ZM85 101V102H86ZM91 101V99H90ZM99 101V100H98ZM139 101V100H138ZM142 100H140L141 102ZM150 101V100H149ZM156 101V100H155ZM165 101V100H164ZM163 101V102H164ZM234 101V99H233ZM236 101V100H235ZM239 101V100H237ZM7 102V100H6ZM11 102V101H10ZM20 103L22 101H19ZM29 102V101H28ZM71 102V101H70ZM74 102V103H75ZM103 102V101H102ZM106 103H108V101H105ZM104 102V104H106ZM134 102V101H133ZM152 102V101H151ZM157 102V101H156ZM166 102V101H165ZM210 102V101H209ZM223 102V101H222ZM259 102V101H258ZM30 103V102H29ZM67 103V102H66ZM69 103V102H68ZM67 103V104H68ZM74 103H73V106H74ZM233 103V102H232ZM238 103V102H236ZM1 104V103H0ZM14 104H17L16 102ZM25 105V102L23 103ZM51 104V103H50ZM66 104V105H67ZM72 105V103H69V105ZM76 104V103H75ZM98 104V102H97ZM103 104V103H102ZM115 104V103H114ZM138 104V103H137ZM144 104V103H143ZM154 104V103H152ZM156 104H160V103H156ZM165 104V103H164ZM211 104V102L209 103ZM215 104H217L215 102ZM213 104V105H215ZM226 104V103H224ZM223 104V105H224ZM252 104V103H251ZM6 105V104H5ZM4 105V106H5ZM19 105V104H17ZM22 105V104H21ZM19 106V107H22L23 106ZM32 105V106H33ZM70 105V107H71ZM107 105V104H106ZM109 108H113V107H116V106H110V104H108ZM150 105V104H149ZM220 105V103H219ZM238 105V104H237ZM264 105V104H263ZM13 106V104H12ZM26 106V105H25ZM31 106V103L29 104V107ZM105 107V105H103ZM129 106V105H128ZM135 106V105H134ZM163 106V105H162ZM168 106V105H167ZM239 106V105H238ZM262 106V104H261ZM18 106H16L17 108ZM84 107V106H83ZM94 107V106H93ZM92 107V108H93ZM147 107V106H146ZM150 107V106H149ZM155 107V106H154ZM208 107H211L210 105ZM227 107V106H224V108ZM230 107V106H229ZM1 108V106H0ZM3 108V107H2ZM6 108V107H4ZM15 108V109H16ZM27 108V107H26ZM73 108V107H72ZM71 108V109H72ZM101 108V106H100ZM107 108V107H106ZM125 108V107H124ZM123 108V109H124ZM130 108V107H129ZM143 108V107H142ZM141 108V109H142ZM156 108H157V105H156ZM163 108V107H162ZM20 109V108H19ZM17 109V110H19ZM67 109V108H66ZM69 109V108H68ZM108 109V108H107ZM139 109V108H138ZM148 109V107H147ZM151 109V107H150ZM153 109V108H152ZM151 109V110H152ZM168 110V108H163V110ZM171 109V108H170ZM212 109V108H211ZM210 109V110H211ZM223 109V106L222 108ZM226 109V108H225ZM240 109V108H239ZM238 109V112L237 114V119L238 121L235 122L236 126L238 127L239 125V129L240 131H238L239 129L236 127V126H233V128L229 127L228 130L226 129L224 123H223V116L225 115L224 111L223 113H219V111L217 112L215 110V115H216V118H215V121H217L216 125L219 126V130H221L224 134H229V141H225V143H222L221 140H219V136L217 138H215V133L217 131L213 130L215 133H213L211 131L210 135L208 136H211L209 139L208 137L206 136V138L208 139L207 142L205 141V145H207V147L203 144L201 147L204 148L206 147L205 149L208 148V150L206 151L204 149V151L200 152V156H199V162H197V160L195 159L197 156H194V154H196L194 152V148H193V145H192V141L195 143L194 145H196V142L195 139L196 138V133L199 131H188V133L186 134L185 131L182 132V130L180 129V127H178L176 129V127H174L175 129H172L170 127V129L168 130V134L166 136V140L168 141L169 137L170 138V141L173 139L174 140V144L177 145L178 142L180 141V139H185L183 141L184 144H179L178 146V149L177 151H172V150H169L170 148H168L167 150H165L164 148V152L159 154V144L161 141H159V139L162 137V133L159 132L157 130V128H155V125H154V122H153V118H152V121L149 120L150 118L146 117L145 118H142V116L140 118H136V119H133L131 122V119L130 118H126V117H123L125 122H127L129 125H125V127H128L126 129L122 128L123 130L117 131V133L115 134H109L107 133L106 131L104 132H97V134H94L95 131L91 134H87V133H84V129H80L78 131H75L74 133L70 134V136L72 137H68L66 138L65 140H62L63 139V136L61 138V142L60 143H56V145L54 146H49V144H46L43 146L42 149H36L37 153L38 154H35V156H32L30 158V160L25 164L26 166L25 167H22V169L20 170V172L14 174V175H10L6 178H3L4 179V182L5 184L8 185V187L10 188L11 190V194L12 195V199L11 201H9L8 203L9 204H5L3 203V201L5 200H1L0 201V215H5L4 213H12V209H8L9 206H12L13 204L15 205V207L19 206V204L21 203V199L26 197L25 199H29L30 202L32 203L33 206L37 207L38 204L42 201H45L47 202L48 204V210H40L35 213V215H31L30 212H28L27 210H23L24 211V221L27 223L24 224L26 225V227H28V231L31 232L32 234V237L31 239L33 238L32 241H30L29 243V240H27V238H21L20 236V233H21V227L23 228V226H21L20 224L18 223H14L13 225L9 226L8 227V235L7 237L5 238V241L4 242H1V239H0V245L3 247V249H5V251L7 252V254L9 255V257L13 258V256H15V252L17 251V248H20L21 252L24 251V253L26 252V247H30V244H32V247H35V246H49V245H55L54 243H52L50 240H48L46 238V236L52 238L53 240H59L61 239L62 237V233L63 231L65 230L66 226H68V209L67 208L68 206V203L70 200L74 199L75 196H77L78 192H76L77 189H75L74 185L72 188L71 184H70V176H71V171L72 169L74 168L75 169V173H78L79 171L82 172V173H78L77 175H80L81 174V179L84 178L87 180L88 182V186L89 184H93V181L90 180L91 177L93 175H96V173H98L97 175H101L102 178L105 182H107L108 184H118L116 182L117 179H119V176H121L120 174L122 173L124 178H126L125 180L124 179H120V180H123V183L124 181L127 182L129 185H131V187H137L136 189L139 188V186L141 184H143L144 182H154V184L156 186L159 187V191H156L157 189H155L156 191V194L152 195L154 196L152 199L150 198V201H149V204L148 206H146L145 209H148L146 211H150L152 212L153 214V221L151 223V226H147L146 224H142L141 222H139L138 220H133L136 216L134 215L135 212L137 211L136 208L134 205H131V204H127L124 206V208L121 210V212H119V210H116V214H117V217L115 220H113V222H106L104 221L102 218H101V224L100 226L97 224L98 223V214L96 215H92L93 218L92 219H96L97 221H94V225H98L96 227V231L98 229L99 231V239L96 243L98 244L99 246L95 245L93 242H92V247L95 245V248L93 247V249H88L89 246H91V244L87 247V248H84L83 251L85 252V255H92L93 254V251L98 248V252L103 254L105 253L106 251H108L110 249V247H116L117 249L121 250V251H127V248L129 246V243L130 242H134L135 244H137L139 242V240L141 239V235H139V237L137 236L136 232L138 231V228L140 227H143L142 225H144L143 229L146 230V232L149 231V235L150 236H154V232L158 229V228H162V227H166L167 225H174L177 227L176 231L175 232H172L170 233V235L168 236V238L166 240H158L156 242V246H157V249H159L161 251V254L163 255L164 257V264H234V260L233 259L236 257V256H243L244 257V264H259L257 263L256 261V258L258 257L257 255V251L258 249H256V246L254 245L253 241L250 239V236L252 235L250 232H252L251 230H254V228L259 225V220H261L264 216H263V207H264V197L261 198L262 196V190H264V152H263V149H264V139H262L261 141H259V139L256 137V135H254L255 138H252L254 139L253 141L257 142V139L260 143H263V145H261L259 142H257V148L255 147V149L253 150L252 152V156L251 158H253V162H252V166H253V169H254V177H252V183H249L248 184V181L247 179H245V177L247 176H244L243 173H242V169H245V166H243V164H240L238 163L239 166H236V168L240 167L236 172H235V168H234V172L236 173V175L233 173L232 175H234L235 177H232V180L230 178V180L232 181V183L230 184L229 188H226V189H229V191L227 190L226 193H222V195H220V191H224V186L222 187L223 190L221 189L220 191H218L220 194L218 195V193L215 195L214 198V201L212 200L210 203L211 206H212V214L214 217V219L216 220V224L217 225H213L211 226L212 223H215V221H210L208 222L207 220L205 219H199L197 218V215H201V209H202V205L203 204L201 203V200H200V203L202 204H199V200H195L196 199V194L194 192V188H198V189H206L204 188V186L207 187L208 183L210 181H213L216 182V183H220L221 181H225L226 178L224 177H227V180H229V173H232L233 171L227 173L228 175L227 176H223L224 172L223 171V168H221V166H223L226 161L228 162L229 160L225 158L224 160V157L227 156V153L224 152L227 147H231L233 144H238L241 146H243L242 144L246 141L244 140V133H247L246 131V125L251 127L250 126V123H249V118H248V115H246V113L244 114V112L242 111V107L241 109L239 110ZM2 111V109H0ZM5 110V109H3ZM12 110V109H11ZM23 111V109H21ZM54 110V109H53ZM76 110V109H75ZM92 110V109H90ZM105 110V109H104ZM109 110V109H108ZM108 110L106 111H103V112H108ZM114 109H112L111 111L113 112ZM118 110V109H117ZM130 110V109H129ZM156 110L157 112V115H158V110L157 109H154ZM164 110V112H165ZM214 109H212L213 111ZM224 110V109H223ZM13 111V110H12ZM11 111V112H12ZM26 113L27 112H32V109L28 110L27 109L25 110ZM24 111V112H25ZM87 111V110H86ZM85 111V112H86ZM89 111V110H88ZM101 111V112H102ZM115 111V110H114ZM119 111V110H118ZM24 112H21V113H24ZM84 112V111H83ZM84 112V113H85ZM116 112V111H115ZM112 113V114H115ZM131 112V111H130ZM147 112H149L147 110ZM155 112V113H156ZM160 112V110H159ZM162 112V115H164L163 111ZM160 112V114H161ZM169 112V111H167ZM172 112V111H171ZM247 112V111H246ZM7 113V112H6ZM13 111L11 114L13 115H17L18 114V111L17 113H15ZM20 113V114H21ZM25 113V114H26ZM32 113H30L32 115ZM41 112H39L36 117H34V119H31L33 122H30V127L33 123H36L35 120H37V116H39ZM80 112H78V115H79ZM83 113V114H84ZM87 113V112H86ZM89 113V112H88ZM93 113V112H92ZM110 113V111H109ZM134 113V112H133ZM136 113V112H135ZM150 114L153 113L154 114V111L153 112H149ZM174 113V111H173ZM207 113V112H206ZM3 114H4V111H3ZM24 114V115H25ZM29 114V113H28ZM29 114V117H31ZM90 114V113H89ZM105 114V113H104ZM111 114V115H112ZM125 114V113H124ZM131 114V113H129ZM159 114V115H160ZM166 114V113H165ZM168 114V113H167ZM213 114V113H212ZM263 114V113H262ZM5 115V114H4ZM8 115V114H7ZM15 115V116H16ZM23 115V114H21ZM23 115V116H24ZM34 115V114H33ZM82 115V114H81ZM81 115L79 116V118L81 117ZM85 115V114H84ZM98 115V114H97ZM95 114V117L97 116ZM110 115V116H111ZM133 115V114H132ZM170 114H168V116H170ZM180 115V114H179ZM178 115V116H179ZM229 114H226L225 115V119L227 120V116ZM9 116V115H8ZM49 116V115H48ZM99 116V115H98ZM113 116V115H112ZM140 116V115H139ZM138 116V117H139ZM146 116V114H145ZM152 116V114H151ZM156 116V114H155ZM182 116V115H181ZM203 116V115H202ZM263 116V115H262ZM260 116L259 118L261 119ZM12 117V116H11ZM25 117V116H24ZM53 117V116H52ZM70 117V115H69ZM144 117V116H143ZM158 117V116H157ZM160 117V116H159ZM187 117V116H186ZM197 117V116H196ZM199 117V116H198ZM254 117V116H253ZM5 118V116H4ZM3 116L1 115V112H0V134H2V132L5 130L2 131L1 127L3 126L1 122V119H4ZM17 119V117H15ZM22 117H20L21 119ZM32 118V117H31ZM82 118V117H81ZM87 118V117H86ZM114 118V116H113ZM122 118V119H123ZM132 118V116H131ZM165 118V117H164ZM167 118V117H166ZM179 118V117H178ZM183 118V117H182ZM188 118V117H187ZM194 118V117H193ZM231 118V117H230ZM264 119V117H262ZM9 119V118H8ZM23 119V118H22ZM51 119V118H50ZM55 119V118H54ZM97 119V118H96ZM106 119V118H105ZM118 119V118H117ZM121 119V118H120ZM121 119V120H122ZM192 119V117H191ZM214 119V118H213ZM223 119V120H222ZM251 119V118H250ZM254 119V118H253ZM259 119V120H260ZM6 119H4V123L6 122L5 121ZM12 120V119H11ZM23 120H26V119H23ZM29 120V119H28ZM64 120V119H63ZM120 120V121H121ZM123 120V121H124ZM156 120V119H155ZM154 120V121H155ZM177 120V119H176ZM187 120V119H186ZM195 120V119H194ZM199 119H197L198 121ZM210 120V119H209ZM208 120V121H209ZM212 120V119H211ZM258 120V121H259ZM16 121V120H15ZM20 121V120H19ZM39 121V120H38ZM47 121V120H46ZM77 121V120H76ZM84 121V120H83ZM87 121V120H86ZM114 121V120H113ZM179 121V120H178ZM183 121V120H182ZM185 121V120H184ZM189 121V120H188ZM201 121V120H200ZM213 124H215L214 122ZM228 121V120H227ZM230 121V120H229ZM233 121V119H232ZM231 121V123H232ZM251 121V120H250ZM9 122V120H8ZM18 122V121H17ZM21 122V121H20ZM24 122V121H23ZM22 122V123H23ZM44 122V121H43ZM49 123V121H47ZM64 122V121H63ZM70 123L74 122V120L71 122L69 121ZM107 122V121H106ZM122 122V121H121ZM196 122V120H195ZM205 122V121H203ZM225 122V121H224ZM237 122L239 124H237ZM260 122V121H259ZM256 123L260 126V123ZM3 123V124H4ZM19 123V122H18ZM61 123V122H60ZM102 123V122H101ZM101 123H98V124H101ZM120 122H118L119 124ZM124 123V122H123ZM134 124L133 127L131 124ZM156 123V122H155ZM181 123V121H180ZM186 123V122H185ZM210 123V121H209ZM6 124V123H5ZM11 124V123H10ZM15 124V123H14ZM47 124V123H46ZM83 124V123H82ZM94 124V123H93ZM122 124V123H121ZM192 126L195 124V123H187V126L188 125H191ZM207 124V123H206ZM206 124L203 123H198L195 124L197 125L196 127H200V126H205L206 127ZM252 124V123H251ZM57 125V124H56ZM55 125V127H56ZM63 125V124H62ZM74 125V124H73ZM78 125V124H77ZM96 125V124H95ZM166 125V124H165ZM172 125V124H171ZM174 125V124H173ZM179 125V124H178ZM231 125V124H230ZM253 125V124H252ZM5 126V125H4ZM3 126V127H4ZM13 126V125H12ZM20 126V125H19ZM44 126V125H43ZM42 126V127H43ZM58 126V125H57ZM67 126V125H66ZM70 126V125H69ZM68 126V127H69ZM190 126V127H192ZM228 126H229V123H228ZM227 126V127H228ZM232 126V125H231ZM255 126V125H254ZM29 127V129H30ZM36 127V126H35ZM59 127V126H58ZM71 127V126H70ZM84 127V126H82ZM195 127V126H194ZM193 127V128H194ZM204 127V128H205ZM215 127V126H214ZM234 127H236L237 129H234ZM248 127V128H249ZM257 127V125H256ZM53 128V127H52ZM57 128V127H56ZM60 128H62L60 126ZM67 128V127H66ZM77 128V127H76ZM81 128V127H80ZM86 128V127H85ZM97 128V126H96ZM189 130V126L187 127ZM247 128V129H248ZM253 128V126L251 127ZM32 129V128H31ZM48 129V127H47ZM69 129V128H68ZM98 129V128H97ZM159 129V128H158ZM201 129V128H200ZM207 129V128H206ZM205 129V130H206ZM216 129V128H215ZM242 129V130H241ZM250 129V128H249ZM254 129V128H253ZM259 129V128H258ZM59 130V128H58ZM86 130V129H85ZM94 130V128H93ZM120 130V129H119ZM202 130V129H201ZM262 130V129H261ZM2 131V132H1ZM27 131V130H26ZM55 131V130H54ZM66 131V130H64ZM109 131V130H108ZM254 133H255V130H253ZM25 132V131H24ZM28 132V131H27ZM26 132V133H27ZM249 132V131H248ZM257 132V130H256ZM10 133V132H9ZM22 133V132H21ZM64 133V132H62ZM201 133V132H200ZM199 133V134H200ZM250 133V132H249ZM252 133V132H251ZM13 133H11V136ZM25 134V133H24ZM61 134V133H60ZM161 134V135H160ZM214 134V136H213ZM223 134V135H224ZM248 134V133H247ZM7 135V133H5V136ZM17 135V134H16ZM31 135V134H30ZM38 135V134H37ZM46 139H43V143H46V142H49V141H53V139H57L58 137H61L59 136V132H53V130H51V132L49 134H46ZM92 135V136H90ZM251 134H249L250 136ZM11 136H7V137H11ZM22 136V135H21ZM25 136V135H24ZM160 136V138H159ZM164 136V135H163ZM222 136V135H221ZM252 136V135H251ZM250 136V137H251ZM5 137V138H7ZM65 137V135H64ZM67 137V136H66ZM203 137V136H202ZM225 137V136H224ZM253 137V136H252ZM3 138V137H2ZM45 138V137H44ZM205 138V139H206ZM9 139V138H8ZM8 139L4 141H7V145H8ZM17 139V138H16ZM41 139V138H40ZM248 139V138H247ZM1 140V139H0ZM33 140V139H32ZM39 140V139H38ZM225 140V139H224ZM224 140H222L224 142ZM251 140V139H250ZM2 142H4L3 140H1ZM9 141H12V137L9 139ZM59 141V140H58ZM191 141V143H190ZM244 141V142H243ZM252 141V140H251ZM250 141V142H251ZM252 141V142H253ZM33 142V141H32ZM32 142H30L32 144ZM40 142V141H39ZM164 143V141H162ZM198 142V140H197ZM200 142V141H199ZM202 142V141H201ZM243 142V143H242ZM248 142V141H247ZM248 142V143H250ZM10 143V142H9ZM12 143V142H11ZM41 143V142H40ZM51 143V142H50ZM204 143V142H203ZM207 143V144H206ZM24 144V143H23ZM36 144V143H35ZM52 144H54L52 142ZM170 144V142H169ZM222 144H227L228 146L226 147V149L223 151L224 154L226 153V155H223L221 154L222 152V149L225 148ZM41 145V144H40ZM25 146V145H24ZM33 146V145H32ZM165 146H168L167 143H165ZM170 146V145H169ZM168 146V147H169ZM199 146V144L197 145V147ZM204 146V147H203ZM235 146V145H233ZM2 147V146H1ZM29 147V146H27ZM176 147V146H174ZM196 147V146H195ZM196 147V148H197ZM200 147V148H201ZM31 148V147H30ZM199 148V149H200ZM201 148V149H202ZM4 149H5V146H4ZM6 149H7V146H6ZM5 149V150H6ZM32 149V148H31ZM173 149V148H172ZM243 149V148H242ZM250 149V148H249ZM2 150V148H1ZM18 150V149H17ZM175 150V149H174ZM235 150V149H234ZM9 151H10V148H9ZM8 151V152H9ZM33 151V150H32ZM161 148H160V152H161ZM197 151H200L197 149ZM231 151V150H230ZM229 151V152H230ZM242 151L241 149H239V152ZM244 151V150H243ZM30 152V151H29ZM35 152V151H33ZM32 152V153H33ZM176 152V154H175ZM232 152V151H231ZM3 153V152H2ZM245 153V152H244ZM249 153V152H248ZM18 154V153H16ZM235 154V151L233 153V155ZM241 154V153H240ZM6 155H7V150H6ZM21 155V154H20ZM24 155V154H23ZM29 155V154H28ZM31 155V154H30ZM222 155L224 156L223 159L222 158ZM231 155V153H230ZM239 155V153H238ZM248 155V154H247ZM9 156V155H8ZM6 156V157H8ZM13 156V155H12ZM19 156V154H18ZM27 156V154L25 155V157ZM236 156V155H235ZM16 157V156H15ZM238 159L239 157L236 156ZM241 157V156H240ZM243 157V156H242ZM22 158V157H21ZM166 158H171L170 160L172 161L171 164H165L164 160ZM228 158V157H227ZM24 159V158H23ZM28 159V158H27ZM76 159H78V161L76 162ZM231 160V157L229 158ZM234 159V157L232 156V160ZM9 160V159H8ZM56 160V161H55ZM160 160V162L158 161ZM240 160V159H239ZM242 160V158H241ZM20 161H22L20 159ZM161 161L163 162L162 163V166H158V168H156V166L160 163L161 164ZM170 161V162H171ZM235 161V159H234ZM233 161V162H234ZM55 162V163H54ZM169 162V163H170ZM231 162V163H233ZM235 162H238L235 161ZM24 163V162H23ZM231 163H228V164H231ZM20 165V162L18 163ZM227 164V163H226ZM227 164V165H228ZM234 164V163H233ZM237 164V163H236ZM6 165V164H5ZM18 165V166H19ZM69 165V166H67ZM92 165V171L93 170H96L94 173L95 174H92V176H90V178L87 177L85 171H86V168L87 167H90ZM226 165V166H227ZM232 165V164H231ZM235 165V164H234ZM2 166V165H1ZM7 166V165H6ZM5 166V167H6ZM13 166V165H12ZM17 166V165H16ZM17 166V167H18ZM54 167L50 173L51 175H49V167ZM220 167V168H219ZM8 168V167H7ZM14 168V167H13ZM12 168V169H13ZM232 169V166L230 167ZM16 169V168H15ZM13 169V170H15ZM73 169V170H74ZM78 169V172H76V170ZM90 169V168H89ZM226 169V168H225ZM224 169V170H225ZM88 170V169H87ZM203 170L202 174H196L197 176L198 175H203L204 172H206L205 174H207V176H200V177H195V174L196 172H199ZM90 171V170H89ZM228 170H226L227 172ZM244 171V170H243ZM9 172V171H8ZM16 172V171H15ZM87 172V171H86ZM90 173V172H89ZM92 173V172H91ZM201 173V172H199ZM84 174V175H83ZM194 174V175H193ZM204 174V175H205ZM9 175V174H8ZM91 175V174H90ZM96 175V176H97ZM95 176V178H96ZM78 177L76 176V179ZM100 177H98L99 179ZM80 179V178H79ZM83 179V181H84ZM93 179V178H92ZM97 179V178H96ZM224 179V180H223ZM0 180H2V178H0ZM94 180V179H93ZM251 180V179H250ZM3 181V180H2ZM1 181V182H2ZM81 181V180H80ZM92 181V182H91ZM0 182V183H1ZM78 182V181H77ZM86 181H84V185L87 183ZM98 182V181H97ZM116 182V183H115ZM228 182V181H227ZM120 183H122L120 181ZM122 183V184H123ZM211 183V182H210ZM216 187H218V184H216ZM81 184V182L79 183ZM221 184V183H220ZM219 184V185H220ZM224 183H222L223 185ZM228 184V183H227ZM76 185V184H75ZM82 185V184H81ZM97 185V184H95ZM106 185V184H105ZM121 185V184H120ZM212 185V184H211ZM210 185V186H211ZM99 186V185H98ZM126 186V185H125ZM128 186V185H127ZM155 186V187H156ZM77 187V186H76ZM91 187V185H90ZM94 187V185H93ZM151 187V186H150ZM153 187V189L155 188ZM212 187V186H211ZM226 187V186H225ZM96 188V187H95ZM100 188V187H99ZM117 188H121V187H117ZM124 188V186H123ZM142 188V187H141ZM145 188V187H144ZM157 188V187H156ZM208 188V187H207ZM86 189H88L86 187ZM102 189V188H101ZM130 189V187H129ZM129 189H125V192L129 194H132L133 191H130ZM132 189V188H131ZM152 189V190H153ZM217 189V188H215ZM214 189V190H215ZM219 189V188H218ZM217 189V190H218ZM137 191V190H136ZM153 192V191H152ZM204 192V191H203ZM264 192V191H263ZM29 193V194H28ZM100 193V192H99ZM200 193V191H199ZM5 194V193H4ZM102 194V193H101ZM99 194V195H101ZM106 194V193H104ZM135 194V193H134ZM133 194V195H134ZM147 194V193H146ZM215 194V193H214ZM57 195L59 196L58 198L59 199H55L54 196ZM107 195V194H106ZM218 195V196H217ZM113 196V195H112ZM131 196V195H129ZM146 196V195H145ZM151 196V197H152ZM207 196V195H206ZM205 196V197H206ZM6 197V196H5ZM11 197V196H10ZM116 197V196H115ZM134 197V196H133ZM136 197V196H135ZM203 197V195H202ZM107 198V197H105ZM132 198V197H131ZM210 198V197H209ZM212 198V199H213ZM216 198V199H215ZM109 200L110 197H108ZM135 199V198H133ZM208 199V198H207ZM262 199V200H261ZM108 200V201H109ZM115 201V199L113 198L111 201ZM204 200V199H203ZM206 200V199H205ZM209 200V199H208ZM107 201V202H108ZM194 201V203H193ZM198 203H197V202ZM73 202V201H72ZM184 202H192V204L188 206V204L184 205ZM24 203V202H22ZM21 203V204H22ZM110 203V202H109ZM107 204V203H106ZM30 205V204H29ZM32 205L30 207H32ZM70 205H71V202H70ZM138 205V204H137ZM206 205V204H205ZM204 205V206H205ZM23 206V204L21 205ZM26 206V205H25ZM108 206V205H107ZM186 206V207H185ZM27 207V206H26ZM25 207V208H26ZM70 207V206H69ZM123 207V206H122ZM121 207V208H122ZM207 207H209V205H207ZM12 208V207H11ZM21 208V207H20ZM24 208V209H25ZM205 208V207H204ZM114 209V208H113ZM144 209V210H145ZM210 209V208H209ZM10 210V211H9ZM34 210V209H33ZM70 210V209H69ZM140 210V209H139ZM71 211V210H70ZM145 211V212H146ZM209 211V210H207ZM211 211V210H210ZM210 211L208 212V214L210 213ZM36 212V211H35ZM96 212V211H95ZM101 212L102 214H104L102 211H99ZM98 212V213H99ZM138 212V211H137ZM142 212V211H141ZM150 212H147L148 214ZM97 213V212H96ZM139 213V212H138ZM146 213V215L148 216V214ZM23 214V213H21ZM142 214V213H141ZM151 214V213H150ZM149 214V215H150ZM151 214V215H152ZM211 214V215H212ZM134 215V216H133ZM145 215V216H146ZM150 215L149 218H151L152 216ZM7 216V215H6ZM91 216V217H92ZM102 216V215H101ZM140 216V214H139ZM143 216H144V213H143ZM1 217V218H2ZM201 217V216H200ZM18 218V217H17ZM142 216H140V220H141ZM155 218V219H154ZM16 219V218H15ZM26 219V220H25ZM100 219V218H99ZM151 219V220H152ZM1 220V219H0ZM18 220V219H17ZM23 220V219H22ZM86 220V219H85ZM146 220V219H145ZM148 220V219H147ZM150 220V219H149ZM150 220V221H151ZM155 220V221H154ZM14 221V220H13ZM20 221V220H19ZM90 221V220H89ZM143 221H144V217H143ZM87 222V221H86ZM1 222L0 221V228H1ZM24 223V222H23ZM22 223V224H23ZM92 223V221L90 222ZM88 224V223H87ZM140 224H142L140 226ZM77 224H75L74 226H76ZM90 225H93L90 224ZM89 225V226H90ZM92 227V226H90ZM73 228V226H72ZM76 228V227H74ZM93 228V227H92ZM25 230V229H24ZM23 230V231H24ZM97 231V232H98ZM96 232V233H97ZM153 232V233H152ZM139 233V232H137ZM143 233V231H142ZM151 233V234H150ZM153 234V235H152ZM190 234H194L193 238H190ZM148 235V234H147ZM30 236H28L29 238ZM146 238H148L146 235H145ZM154 238V237H153ZM30 239V238H29ZM139 239L137 242L136 240ZM32 242V243H31ZM83 242V241H82ZM141 242V241H140ZM81 243V242H80ZM140 244V243H139ZM86 246V245H85ZM97 246V247H96ZM214 246V248L216 247H219L217 248L218 250H214L212 247ZM84 247V245H83ZM90 247V248H92ZM113 247V248H114ZM186 247H195V248H198L199 250V253H197V257L196 259L192 258L190 259V254H188L187 252V248ZM82 248V247H81ZM213 249L215 252H217V255L215 253H212V251L210 252V249ZM112 249V248H111ZM81 250V249H80ZM130 250V248L128 249ZM132 250V249H131ZM131 250L128 251L129 253H131ZM28 251V250H27ZM213 251V252H214ZM97 252V253H98ZM127 252V253H128ZM220 252V254H219ZM82 253V252H81ZM27 254V253H26ZM32 254V253H31ZM30 254V255H31ZM218 254L220 255L218 257ZM83 255V254H82ZM192 255V254H191ZM38 256V254H37ZM96 256V255H95ZM216 256L218 257V259H222V262L224 263H221L219 261H217L218 259L216 258ZM23 257H24V254H23ZM98 257V256H97ZM100 258H103V256L101 257V255L99 256ZM98 257V258H99ZM105 257V256H104ZM238 257V258H239ZM27 258H30V257H27ZM26 258V259H27ZM97 258V259H98ZM99 258V259H100ZM216 258V259H215ZM259 258V257H258ZM241 259V258H239ZM258 260V259H257ZM65 261H67V257L65 256H61L60 260H57V262L55 263H52V264H66Z\"/></svg>",
    "mask_w": 264,
    "mask_h": 264
}]
</instances>
